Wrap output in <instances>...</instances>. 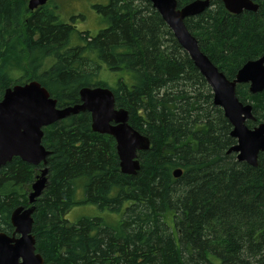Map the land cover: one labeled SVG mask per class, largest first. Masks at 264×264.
Wrapping results in <instances>:
<instances>
[{
  "label": "trees",
  "instance_id": "obj_1",
  "mask_svg": "<svg viewBox=\"0 0 264 264\" xmlns=\"http://www.w3.org/2000/svg\"><path fill=\"white\" fill-rule=\"evenodd\" d=\"M176 1L181 8L193 0ZM251 1L256 13L232 15L211 0L203 14L185 20L200 51L229 80L264 53V0ZM49 2L29 11L28 0H0V97L37 81L58 108L69 107L80 103L81 88H108L100 79L107 70L117 74L114 107L128 112L151 146L137 153L140 170L128 176L119 170L114 140L92 132L89 113L43 128L48 185L34 203L32 233L44 263L264 264V153L256 167L227 153L236 144L231 125L151 3H96L106 27L81 37L74 17L64 21ZM246 88L239 86L237 97L253 103L258 123L248 122L251 129L264 122V91L255 97ZM42 167L13 158L0 168V232L14 233L10 212L28 207L20 190ZM177 169L182 174L174 178ZM83 205L118 220L69 223L68 212Z\"/></svg>",
  "mask_w": 264,
  "mask_h": 264
},
{
  "label": "water",
  "instance_id": "obj_2",
  "mask_svg": "<svg viewBox=\"0 0 264 264\" xmlns=\"http://www.w3.org/2000/svg\"><path fill=\"white\" fill-rule=\"evenodd\" d=\"M50 0H28L27 10L34 11ZM153 9L165 22L179 46L189 56L193 66L200 70L212 88L213 103L223 110V115L232 127L231 136L236 145L227 153H238L237 160L257 166L259 152H264V124L254 129L245 126L252 119L251 106L238 102L236 85L250 83V93L264 91V53L254 61L245 63L234 81H228L198 46L196 38L186 29L185 20L203 14L210 8L211 0H193L178 7L175 0H148ZM225 10L233 15L244 12L256 13L258 5L251 0H221ZM37 81L13 85L5 89L0 97V168L13 158L39 166L28 194L27 208L19 206L10 213L14 233L9 236L0 232V264H45L36 252V240L32 234L34 203L40 198L48 183L47 157L49 152L42 145L43 128L69 116L83 112L90 114L93 133L107 135L115 142L116 157L122 174L132 176L140 170L138 152L148 151L151 143L148 137L136 131L129 124L125 109H117L113 92L108 88L84 87L79 90V104L57 107V101ZM180 169L173 171L179 178ZM14 235L18 236L15 237Z\"/></svg>",
  "mask_w": 264,
  "mask_h": 264
},
{
  "label": "rangeland",
  "instance_id": "obj_3",
  "mask_svg": "<svg viewBox=\"0 0 264 264\" xmlns=\"http://www.w3.org/2000/svg\"><path fill=\"white\" fill-rule=\"evenodd\" d=\"M96 3L105 4L106 0H51L49 2L50 7H57L58 9L57 12L59 13V15L64 21H69L71 17H74L75 19L74 21H76L74 23L77 26L76 30L78 32L80 31L81 37H84V33L86 36L97 34L99 30L106 27V24H103L101 17L92 8L93 5ZM70 36H72L75 40H77L76 34L74 33V31L71 33ZM48 64H51V63H48ZM100 79L106 83L108 89H114L116 87L115 81L117 79V74H113L112 72L104 70L101 73ZM32 183H29V187L28 185H26V187L23 190H20V191L25 192L26 197H28ZM26 199L28 201V198ZM16 202L23 203V200L21 198H18ZM27 206H29V203H27ZM66 217L69 223L70 222L74 223L80 218L86 219L90 217L106 218L109 220V222H112V223L118 220L117 216L115 215L113 216L107 213L100 212L95 206H92V205H83V206L75 207L70 212H68ZM9 221H10V217H9Z\"/></svg>",
  "mask_w": 264,
  "mask_h": 264
},
{
  "label": "bare ground",
  "instance_id": "obj_4",
  "mask_svg": "<svg viewBox=\"0 0 264 264\" xmlns=\"http://www.w3.org/2000/svg\"><path fill=\"white\" fill-rule=\"evenodd\" d=\"M51 1V0H50ZM176 1V0H175ZM150 2V1H149ZM151 3V2H150ZM176 3H178L177 1H176ZM152 5V4H151ZM28 9V8H27ZM192 35V34H191ZM174 36V35H173ZM200 49V48H199ZM259 59V58H258ZM212 63V62H211ZM247 63V62H246ZM213 64V63H212ZM245 63H243V65H244ZM214 65V64H213ZM242 65V66H243ZM215 66V65H214ZM241 66V67H242ZM198 70V69H197ZM199 72H200V74L203 76V78L205 79V77H204V74L200 71V70H198ZM238 73V72H237ZM237 73H236V75H237ZM224 75V74H223ZM235 75V76H236ZM225 76V75H224ZM235 76H234V79H235ZM225 78H226V76H225ZM227 79V78H226ZM234 79L233 80H229V79H227L228 81H234ZM205 81H206V79H205ZM207 82V81H206ZM208 84V83H207ZM248 87H250V83H247L246 84ZM208 86L210 87V89H211V92H212V88H211V86L208 84ZM8 88H10V87H8ZM94 88H96V87H94ZM99 88H105V87H99ZM236 98L238 99V97H237V94H236ZM213 103V102H212ZM215 105V104H214ZM251 106V115H252V119H249L248 121H255V119H254V115L252 114L253 113V111H252V108H253V106L252 105H250ZM220 108V107H219ZM260 124H264V122H261V123H259L258 125H260ZM258 125L257 126H255V127H258ZM245 126H246V123H245ZM247 127V126H246ZM255 127H253V128H251V129H254ZM248 128V127H247ZM248 129H250V128H248ZM237 143V142H236ZM236 145V144H235ZM234 145V146H235ZM233 154H235L236 155V159H237V155H238V153H235V152H232ZM260 153H264V152H259V154ZM229 154H231V153H229ZM258 154V155H259ZM257 159H258V156H257ZM238 161V160H237ZM240 162V161H239ZM245 163V162H244ZM246 164V163H245ZM249 165V164H248ZM250 166H252V165H250ZM252 167H254V166H252ZM256 167V166H255ZM27 198V197H26ZM19 207V206H18ZM17 208V207H16Z\"/></svg>",
  "mask_w": 264,
  "mask_h": 264
},
{
  "label": "flooded vegetation",
  "instance_id": "obj_5",
  "mask_svg": "<svg viewBox=\"0 0 264 264\" xmlns=\"http://www.w3.org/2000/svg\"><path fill=\"white\" fill-rule=\"evenodd\" d=\"M241 68H242V67H241ZM241 68H240V69H241ZM240 69H239V70H240ZM239 70H238V71H239ZM246 84H247V83H243V84H239V85L237 84V85H236V90H235V91H236V94H237L238 87H239V86H242V87H243V86H247ZM248 88H249V87L247 86L246 89H247L248 93H249L251 96H255V97H256V95L262 93V92H261V93H257L256 95H255V94H252V93H250V91H249ZM238 100H239L238 102L244 104V106H246V105H252V106H253V103H252V102H248V101H247V102H244V101L242 102V101H240V99H238ZM253 108H254V107H253ZM220 109H221V108H220ZM221 110H222V109H221ZM222 111H223V110H222ZM223 114H224V113H223ZM224 117H225V116H224ZM248 120H249V119H247V120L245 121L246 124H247L248 122H253V123H256V124L258 123V122H256V119H255V121H248ZM231 131H232V127H231ZM230 133H231V132H230ZM230 137H231L232 139L236 140L235 138H233V137L231 136V134H230ZM232 148H233V146H232ZM229 149H230V148H229ZM229 149H228V150H229ZM228 150H227V151H228ZM25 208H27V207H25Z\"/></svg>",
  "mask_w": 264,
  "mask_h": 264
}]
</instances>
